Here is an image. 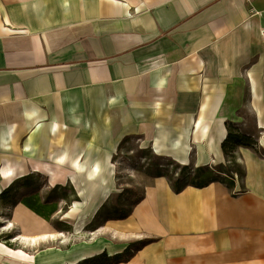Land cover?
<instances>
[{"label":"crops","instance_id":"obj_1","mask_svg":"<svg viewBox=\"0 0 264 264\" xmlns=\"http://www.w3.org/2000/svg\"><path fill=\"white\" fill-rule=\"evenodd\" d=\"M228 124L259 132V151L237 147L238 194L156 176L105 227L109 257L154 241L107 264H264V0H0L2 192L21 179L5 185L4 158L27 175L46 163L88 174L130 136L181 165L225 164Z\"/></svg>","mask_w":264,"mask_h":264},{"label":"rangeland","instance_id":"obj_2","mask_svg":"<svg viewBox=\"0 0 264 264\" xmlns=\"http://www.w3.org/2000/svg\"><path fill=\"white\" fill-rule=\"evenodd\" d=\"M250 130V133L255 134L256 137L259 135L254 127H251ZM257 146L259 148V143ZM262 152L264 154V148H262ZM104 160V168L98 176L100 178L96 184L92 182L93 180H89L90 173L80 175L79 180L71 177L66 182L54 186L48 183L47 176L29 173L27 177L19 179L13 187L8 189V192L0 197V245L21 249L31 259L23 258L22 254L21 257H14L3 253V257L0 253V264H15L13 262L17 263L18 261L36 264L40 254L65 252L72 249L74 245L90 243L98 239L105 243V254L98 255L97 258L90 261H80L77 264H107L126 259L130 250L109 257L107 246H110V242L107 239L108 234L105 227L110 209L116 206L118 208L130 207L134 200L145 193V188L152 183L158 172L169 173L173 175L174 179L180 175L185 180L190 178L175 166L177 161L158 155L151 147H143L139 136L127 137L121 142L111 158L104 157ZM193 167L196 168V166ZM215 167L217 166L213 168ZM124 188H127V191L121 202L118 203V195ZM25 200L43 213H46L50 208H57V211L48 219L36 213L38 216H35L34 219L44 225L43 230L25 231L26 229L20 226L23 225L22 222H17L14 212L18 210H15V207L19 201ZM76 203L79 205V210L73 213L76 224L71 225L62 218V215L70 213ZM99 203L102 204L99 206ZM105 203L108 205L107 210L97 215ZM97 207L99 208L93 219H88L87 213L93 212ZM95 216L97 217L95 218ZM10 222L14 224L13 227H9ZM44 233H53V235L44 237ZM15 235L25 238V241L20 239L16 241L13 238ZM25 235L30 237L27 238ZM32 237L37 239V243L32 240ZM115 243L119 242L115 241ZM133 248L135 252L139 246Z\"/></svg>","mask_w":264,"mask_h":264},{"label":"trees","instance_id":"obj_3","mask_svg":"<svg viewBox=\"0 0 264 264\" xmlns=\"http://www.w3.org/2000/svg\"><path fill=\"white\" fill-rule=\"evenodd\" d=\"M255 134L247 132L243 129H241L239 126L228 124V137L223 143V151L225 154V159L228 160L229 158L233 159V164L227 165L224 163H220L217 167L214 169H211L209 166H200V167H193L192 165H181L179 163H176V167L180 169V171L183 174H187L190 176L188 179L181 178L178 176L174 179L173 175H170L169 173H161L158 172L155 176H165L169 180L171 186L176 192H180L183 190L186 186L192 185L196 187H205L209 185L212 182L219 181L225 184L229 190L234 194L237 195L238 193L235 192L234 188L236 186V176L238 178L242 179L245 176V170L243 166L236 162V155L234 152L237 150L238 146H245V147H252L259 151V148L257 147V141L255 139ZM194 171V173H192ZM225 174V175H223ZM223 175V176H222ZM127 191V188H124V190L118 195L117 201L118 203L121 202L122 197H124L125 192ZM6 192H8V189L4 190L1 195H4ZM145 193L141 194L136 200H134L130 207L128 208H118L113 207L110 209V212L107 214V220H120V219H126L128 218L134 208L144 199ZM23 204H25L27 207H29L31 210H33L35 213L39 214L40 216L44 217L45 219H48L50 215L55 213L57 211L56 207L50 208L46 213L41 212L39 209H37L33 204H31L28 201H21ZM107 204H103L101 209L98 211L97 215L100 214V212L107 210ZM108 212V211H107ZM97 216H95L96 218ZM154 241V239H147L144 241L136 242L134 244L129 245L124 252H127L130 250V254H128L126 259H120V261H126L130 259L134 252V246H139L141 248L147 243H150ZM138 248V249H139ZM123 252V253H124ZM121 253V254H123ZM105 254V253H102ZM119 255V254H117ZM115 255V256H117ZM97 258L96 256L85 259V261H90ZM117 262V261H116ZM115 263V262H114Z\"/></svg>","mask_w":264,"mask_h":264},{"label":"bare ground","instance_id":"obj_4","mask_svg":"<svg viewBox=\"0 0 264 264\" xmlns=\"http://www.w3.org/2000/svg\"><path fill=\"white\" fill-rule=\"evenodd\" d=\"M3 29L5 31L9 30L12 31L8 26L3 25ZM18 32V31H16ZM19 32H25L23 30H20ZM75 162L79 164L81 158H75ZM96 163L94 171L90 172V179L93 180V183H97L96 181L99 180L100 177H98L101 174V169L97 166ZM38 172H43L47 174L48 183L52 186L61 183L66 182L67 179L73 178L76 180H79L78 177L80 175L85 174L83 172L82 167L79 169L71 170L66 169L61 163H46L43 166H37V169H34ZM2 173L4 178H6L5 185L11 186L16 178H22L26 176L27 169L24 167L21 161L13 160L9 157L4 158V164ZM95 187V186H94ZM96 189V188H93ZM84 190V189H82ZM93 191V190H92ZM0 194H2V189L0 188ZM79 210V205L76 203L70 210V213H64L62 215V218L64 220H67L71 225H75L76 222L73 219V213L77 212ZM16 220L22 222L23 224H27L28 228L30 230H42L43 225L42 223L36 221L34 218L28 216L25 212H22L20 210L15 212ZM9 227H13V223H9ZM62 234V233H61ZM19 238V237H18ZM21 241H25V238H19ZM37 243V239L33 238ZM3 247V250L8 252L9 254H24L23 251H15L12 250L5 245L1 244ZM105 243L101 241L100 239L95 240L93 242H85L81 245H74L72 249L66 250L65 252H58L56 253H43L40 254L38 257V260L36 264H77L80 261H83L87 258H91L100 252H102L105 248ZM52 250V249H51Z\"/></svg>","mask_w":264,"mask_h":264},{"label":"built area","instance_id":"obj_5","mask_svg":"<svg viewBox=\"0 0 264 264\" xmlns=\"http://www.w3.org/2000/svg\"><path fill=\"white\" fill-rule=\"evenodd\" d=\"M257 147H258V146H257ZM234 154L236 155V159H235V161L239 163V160H238V158H237V151H235ZM233 161H234L233 159L229 158L228 160L225 161V164H227V165H231V164H233ZM209 167H210L211 169H214V168H213L214 166H209ZM235 176L237 177V175H235Z\"/></svg>","mask_w":264,"mask_h":264}]
</instances>
